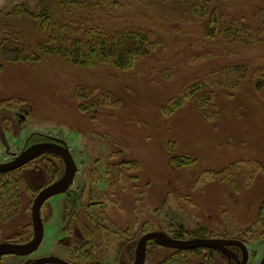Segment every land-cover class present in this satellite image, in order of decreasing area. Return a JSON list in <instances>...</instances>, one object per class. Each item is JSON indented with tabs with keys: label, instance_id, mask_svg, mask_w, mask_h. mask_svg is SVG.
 <instances>
[{
	"label": "rangeland",
	"instance_id": "rangeland-1",
	"mask_svg": "<svg viewBox=\"0 0 264 264\" xmlns=\"http://www.w3.org/2000/svg\"><path fill=\"white\" fill-rule=\"evenodd\" d=\"M236 7L233 15L251 26L244 37L253 32L258 41L228 44L183 23L151 26L153 37L164 44L130 70L76 66L51 55L39 60L34 55L28 62L3 58L0 161L52 139L68 145L79 169L70 193L54 195L42 207L45 233L39 249L28 256L5 255L2 264L49 255L73 264H133L146 233L173 237L181 229L186 239L204 230L206 238L242 240L250 251L248 264H260L264 0ZM80 15L77 11L75 17ZM26 16L21 14L17 27L0 29L1 35L12 30L31 35L35 23ZM132 17L101 18L95 12L91 22L118 29ZM186 51L201 56L184 60ZM200 79L205 83L198 94L204 92V98L194 94L175 106L187 86ZM19 169L0 177V243L32 239L33 200L64 175L65 164L59 156L42 155ZM26 233L31 237L21 241ZM231 249L242 257L239 248ZM173 255L152 245L145 264H163ZM183 259L184 264H237L219 251L188 253Z\"/></svg>",
	"mask_w": 264,
	"mask_h": 264
},
{
	"label": "trees",
	"instance_id": "trees-1",
	"mask_svg": "<svg viewBox=\"0 0 264 264\" xmlns=\"http://www.w3.org/2000/svg\"><path fill=\"white\" fill-rule=\"evenodd\" d=\"M245 2H257V0H30L27 3L9 0L0 10V29H10L14 24L17 27L16 23L22 13L33 19L35 24L33 33L28 37L21 36L22 30L20 32L12 30L3 36L0 33V71L3 69V58L28 62L32 61L34 55L36 60L42 55H51L76 66L112 65L120 70H130L142 58L153 55L159 46L164 44L161 39L153 37L155 30L153 28L180 27L183 23L186 27L197 25L198 31L208 38L221 37L220 39L227 40L228 44L240 41L251 44L253 41H258V36L250 32L244 37L243 31L250 30L251 26L244 17L234 16L232 11V8L236 9V6ZM178 7L181 12H178ZM256 10L259 11L257 5ZM77 11L81 12L80 18L75 17ZM95 12H99L101 18H128L133 15L131 18L133 22L118 29L97 27L91 22ZM184 14L192 19L186 22L183 18ZM142 17L147 22L135 21ZM184 54L186 55L184 60L190 56L194 59L201 56L200 53H191L188 56L187 51ZM202 83L205 82L201 79L191 82L185 92L176 98L175 106L180 104L184 97L194 94L196 98H204V92L198 94ZM3 103L0 101V107ZM83 105L82 103L81 106L84 107ZM18 170L20 169L0 173V177ZM1 195L0 204L3 205ZM183 233L184 230L181 229L173 237L185 238ZM193 236L209 237L204 230L195 232ZM30 237L31 233H26V236L22 235L20 239L27 241ZM152 245L157 246L153 240L149 241L147 254L148 248ZM171 250L176 255L163 264H180L179 260H184V264L183 257L188 253L202 250L217 252L208 248Z\"/></svg>",
	"mask_w": 264,
	"mask_h": 264
},
{
	"label": "water",
	"instance_id": "water-1",
	"mask_svg": "<svg viewBox=\"0 0 264 264\" xmlns=\"http://www.w3.org/2000/svg\"><path fill=\"white\" fill-rule=\"evenodd\" d=\"M45 154H53L62 158L65 164L64 175L45 187L35 196L31 207V222L33 227V237L26 243L3 242L0 243V264L5 255L28 256L39 249L44 238V221L42 217V207L44 203L54 195L67 193L73 185L78 166L72 151L68 145L58 140L41 141L27 146L20 154L13 159L0 163V173L11 172L24 167L31 161ZM153 240L157 245L180 250H194L198 248L214 249L222 252L229 259H234L237 264H248L250 251L247 244L239 239L227 238H175L164 232H148L138 242L136 256L133 264H145L147 258L148 242ZM235 246L241 250L242 257L235 253L231 247ZM23 264H73L58 256H42L28 259ZM264 264V255L260 262Z\"/></svg>",
	"mask_w": 264,
	"mask_h": 264
},
{
	"label": "crops",
	"instance_id": "crops-1",
	"mask_svg": "<svg viewBox=\"0 0 264 264\" xmlns=\"http://www.w3.org/2000/svg\"><path fill=\"white\" fill-rule=\"evenodd\" d=\"M9 0H0V10L4 7V5L8 2Z\"/></svg>",
	"mask_w": 264,
	"mask_h": 264
},
{
	"label": "flooded vegetation",
	"instance_id": "flooded-vegetation-1",
	"mask_svg": "<svg viewBox=\"0 0 264 264\" xmlns=\"http://www.w3.org/2000/svg\"><path fill=\"white\" fill-rule=\"evenodd\" d=\"M51 141H52V139H51ZM77 174V173H76ZM75 178H76V176H75ZM74 182H75V180H74ZM74 184V183H73ZM72 187V186H71ZM70 187V188H71ZM70 188H69V190H70ZM69 190H68V192L66 193V194H69L70 192H69ZM242 241V240H241ZM244 242V241H243ZM238 248V247H237ZM242 254V253H241Z\"/></svg>",
	"mask_w": 264,
	"mask_h": 264
},
{
	"label": "built area",
	"instance_id": "built-area-1",
	"mask_svg": "<svg viewBox=\"0 0 264 264\" xmlns=\"http://www.w3.org/2000/svg\"><path fill=\"white\" fill-rule=\"evenodd\" d=\"M1 162H5V161H0V163H1Z\"/></svg>",
	"mask_w": 264,
	"mask_h": 264
}]
</instances>
